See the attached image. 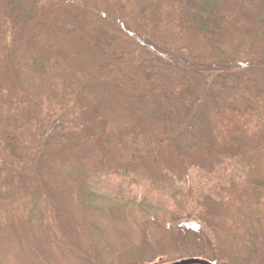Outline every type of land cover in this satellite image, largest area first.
I'll return each instance as SVG.
<instances>
[{"label": "trees", "instance_id": "1", "mask_svg": "<svg viewBox=\"0 0 264 264\" xmlns=\"http://www.w3.org/2000/svg\"><path fill=\"white\" fill-rule=\"evenodd\" d=\"M263 14L264 0H0V212L61 187L80 210L198 227L213 264H264ZM102 176L156 196L115 210Z\"/></svg>", "mask_w": 264, "mask_h": 264}, {"label": "rangeland", "instance_id": "2", "mask_svg": "<svg viewBox=\"0 0 264 264\" xmlns=\"http://www.w3.org/2000/svg\"><path fill=\"white\" fill-rule=\"evenodd\" d=\"M93 184V189L117 201L115 210L119 205L129 208L130 201L152 202L148 196H156L150 187L130 179L102 176ZM49 194L51 201L31 199L0 212V264H157L161 256L175 262L209 260L207 255H212L201 229L172 226L168 215L152 216L148 207L140 212L131 206L129 214L126 208L85 211L61 187L50 188Z\"/></svg>", "mask_w": 264, "mask_h": 264}, {"label": "water", "instance_id": "3", "mask_svg": "<svg viewBox=\"0 0 264 264\" xmlns=\"http://www.w3.org/2000/svg\"><path fill=\"white\" fill-rule=\"evenodd\" d=\"M171 264H213V263L208 261V260H205V259L190 258V259H186V260L175 261Z\"/></svg>", "mask_w": 264, "mask_h": 264}]
</instances>
